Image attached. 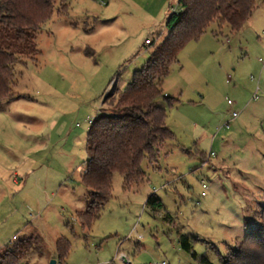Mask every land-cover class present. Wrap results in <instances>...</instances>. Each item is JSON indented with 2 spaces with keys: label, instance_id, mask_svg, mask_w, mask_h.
<instances>
[{
  "label": "rangeland",
  "instance_id": "374dc122",
  "mask_svg": "<svg viewBox=\"0 0 264 264\" xmlns=\"http://www.w3.org/2000/svg\"><path fill=\"white\" fill-rule=\"evenodd\" d=\"M174 10L178 0H56L37 37L41 54L15 67L14 99L0 105V257L14 237L33 236L43 240L44 257L31 251L24 263L56 260L64 238L65 264H198L181 249L183 235L218 264L259 226L264 6L239 34L225 27L215 37L212 25L185 47L163 88L178 102L158 101L175 135L158 171L145 165L147 182L130 192L116 175L101 218L88 230L78 220L90 203L82 183L90 122L110 82L119 76L122 90L146 65L153 52L146 41L167 37ZM154 194L164 206L157 213L146 208Z\"/></svg>",
  "mask_w": 264,
  "mask_h": 264
},
{
  "label": "trees",
  "instance_id": "16d2710c",
  "mask_svg": "<svg viewBox=\"0 0 264 264\" xmlns=\"http://www.w3.org/2000/svg\"><path fill=\"white\" fill-rule=\"evenodd\" d=\"M264 0H178V10L168 16V36L153 48L146 65L133 75L131 84L119 89V76L110 86L102 103L101 114L93 120L87 136V162L82 183L90 203L78 214L83 230L98 221L113 199L114 177L122 178L124 192H130L147 182L144 166L158 171L163 147L174 141L167 127V109L158 105L164 101L173 107L178 101L164 94V84L181 52L198 41L212 25H217L215 37L226 27L230 34H239L252 19ZM56 0H0V105L13 100L18 64L36 60L41 54L37 37L41 27L55 12ZM68 9V5H66ZM146 208L154 213L164 208L154 194L148 197ZM190 239L180 235L181 249L198 264H213L207 256H199ZM43 240L27 237L13 245L0 257V264H28L24 259L31 251L44 257ZM71 245L67 239L56 243L57 264H65ZM218 264H264V208L259 226L250 231L234 250L221 254Z\"/></svg>",
  "mask_w": 264,
  "mask_h": 264
},
{
  "label": "built area",
  "instance_id": "2783aa9c",
  "mask_svg": "<svg viewBox=\"0 0 264 264\" xmlns=\"http://www.w3.org/2000/svg\"><path fill=\"white\" fill-rule=\"evenodd\" d=\"M176 11H177V10H174V12H176ZM174 12H173V13H174ZM150 44H151V41H150V40H147V41H146V45L149 46ZM260 62L262 63V65H264V61L260 60ZM228 105H229L230 107L233 108L234 103L231 102V101H228ZM237 117H238V114L234 112V113L232 114V119H236ZM92 122H93V121L90 122V125L92 124ZM229 127H230V124H229V123H226V124L224 125L223 128H225V129H229ZM203 189L206 190L207 187H206L205 185H203ZM203 196H204V194H203ZM16 240H17V237H14V238H13V241H16ZM122 259H123L126 263H128L126 257H122ZM157 264H166V263H157Z\"/></svg>",
  "mask_w": 264,
  "mask_h": 264
},
{
  "label": "crops",
  "instance_id": "0c3cea01",
  "mask_svg": "<svg viewBox=\"0 0 264 264\" xmlns=\"http://www.w3.org/2000/svg\"><path fill=\"white\" fill-rule=\"evenodd\" d=\"M263 6H264V2L261 3V4L259 5V7H257L256 11H257L258 9L262 8ZM256 11H255V13H256ZM167 19H168V17H167ZM166 22H167V20H166ZM164 28H165V29H164L165 33H167L166 36H168V31L166 30V24H165V27H164ZM263 67H264V65H263ZM258 90H259V89H258ZM165 95H166V94H165Z\"/></svg>",
  "mask_w": 264,
  "mask_h": 264
},
{
  "label": "water",
  "instance_id": "95a60500",
  "mask_svg": "<svg viewBox=\"0 0 264 264\" xmlns=\"http://www.w3.org/2000/svg\"><path fill=\"white\" fill-rule=\"evenodd\" d=\"M49 264H57L56 260H51Z\"/></svg>",
  "mask_w": 264,
  "mask_h": 264
}]
</instances>
